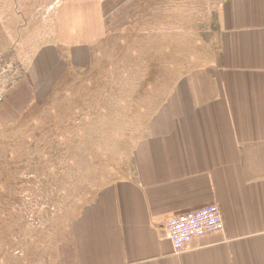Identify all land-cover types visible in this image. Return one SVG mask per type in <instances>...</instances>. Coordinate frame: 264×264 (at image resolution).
Returning <instances> with one entry per match:
<instances>
[{"label": "rangeland", "instance_id": "rangeland-1", "mask_svg": "<svg viewBox=\"0 0 264 264\" xmlns=\"http://www.w3.org/2000/svg\"><path fill=\"white\" fill-rule=\"evenodd\" d=\"M68 1L7 2L0 264H74L80 213L133 172L136 150L169 108L177 81L218 55L225 0H124L108 14L88 61L76 62L57 46ZM16 5L24 14L21 34Z\"/></svg>", "mask_w": 264, "mask_h": 264}, {"label": "crops", "instance_id": "crops-1", "mask_svg": "<svg viewBox=\"0 0 264 264\" xmlns=\"http://www.w3.org/2000/svg\"><path fill=\"white\" fill-rule=\"evenodd\" d=\"M123 1L63 4L57 46L88 61ZM7 2L0 0V36ZM14 10L21 34L24 14ZM219 20L217 58L177 81L169 108L136 150L133 172L78 216L74 264H264V0H225ZM212 204L224 232L177 255L166 222Z\"/></svg>", "mask_w": 264, "mask_h": 264}, {"label": "built area", "instance_id": "built-area-1", "mask_svg": "<svg viewBox=\"0 0 264 264\" xmlns=\"http://www.w3.org/2000/svg\"><path fill=\"white\" fill-rule=\"evenodd\" d=\"M224 230L222 210L215 204L172 217L164 227L177 255L185 253L195 240Z\"/></svg>", "mask_w": 264, "mask_h": 264}]
</instances>
